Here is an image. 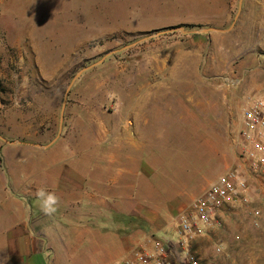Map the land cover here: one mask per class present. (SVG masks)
I'll use <instances>...</instances> for the list:
<instances>
[{
  "label": "rangeland",
  "instance_id": "1",
  "mask_svg": "<svg viewBox=\"0 0 264 264\" xmlns=\"http://www.w3.org/2000/svg\"><path fill=\"white\" fill-rule=\"evenodd\" d=\"M198 1L0 0V144L17 131L12 120L50 112L58 125L68 113L80 127L88 111L91 125L105 114L121 134L147 129L149 156L170 180L164 189L186 198L183 212L236 169L246 201L189 251L200 264H264V165H242L237 146L244 102L264 97V0ZM46 24L57 33L50 51L39 41ZM177 220L154 239L175 243Z\"/></svg>",
  "mask_w": 264,
  "mask_h": 264
},
{
  "label": "crops",
  "instance_id": "2",
  "mask_svg": "<svg viewBox=\"0 0 264 264\" xmlns=\"http://www.w3.org/2000/svg\"><path fill=\"white\" fill-rule=\"evenodd\" d=\"M196 1L202 8L203 2ZM53 35L46 24L41 49L55 48L46 43ZM70 117L64 113L60 125L51 112L40 121L18 119L15 125L12 120L17 131L4 132L0 264H118L150 247L155 235H163L184 211L186 198L164 189L170 180L160 179L149 156L154 149L147 129L134 126L121 134L109 128L105 114L91 125L88 111L74 127ZM40 189L59 197L55 213L41 211Z\"/></svg>",
  "mask_w": 264,
  "mask_h": 264
},
{
  "label": "built area",
  "instance_id": "3",
  "mask_svg": "<svg viewBox=\"0 0 264 264\" xmlns=\"http://www.w3.org/2000/svg\"><path fill=\"white\" fill-rule=\"evenodd\" d=\"M241 164L254 169L264 165V97L253 96L244 102L238 129ZM246 181L236 169H229L193 202L189 211L178 216L176 242L152 239L151 246L138 249L118 264H200L190 253V243L204 235L234 202H245ZM259 217V211L254 212ZM235 239H239L237 235ZM220 252V247L215 246Z\"/></svg>",
  "mask_w": 264,
  "mask_h": 264
},
{
  "label": "clouds",
  "instance_id": "4",
  "mask_svg": "<svg viewBox=\"0 0 264 264\" xmlns=\"http://www.w3.org/2000/svg\"><path fill=\"white\" fill-rule=\"evenodd\" d=\"M37 197L40 200L41 211L45 215H51L57 211L59 197L56 194L40 189L37 192Z\"/></svg>",
  "mask_w": 264,
  "mask_h": 264
}]
</instances>
